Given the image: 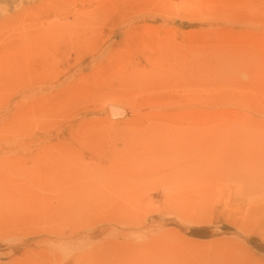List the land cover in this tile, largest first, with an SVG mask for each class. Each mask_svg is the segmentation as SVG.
Masks as SVG:
<instances>
[{"label":"rangeland","instance_id":"1","mask_svg":"<svg viewBox=\"0 0 264 264\" xmlns=\"http://www.w3.org/2000/svg\"><path fill=\"white\" fill-rule=\"evenodd\" d=\"M0 264H264V0H0Z\"/></svg>","mask_w":264,"mask_h":264}]
</instances>
